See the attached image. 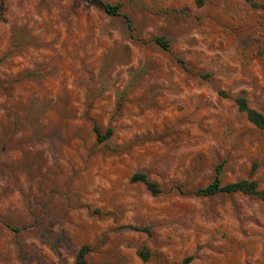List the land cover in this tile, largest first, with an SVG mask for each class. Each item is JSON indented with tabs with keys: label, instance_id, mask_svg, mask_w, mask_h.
Instances as JSON below:
<instances>
[{
	"label": "rangeland",
	"instance_id": "374dc122",
	"mask_svg": "<svg viewBox=\"0 0 264 264\" xmlns=\"http://www.w3.org/2000/svg\"><path fill=\"white\" fill-rule=\"evenodd\" d=\"M241 96L264 115V0H0V264H264V201L196 194L264 190Z\"/></svg>",
	"mask_w": 264,
	"mask_h": 264
},
{
	"label": "trees",
	"instance_id": "16d2710c",
	"mask_svg": "<svg viewBox=\"0 0 264 264\" xmlns=\"http://www.w3.org/2000/svg\"><path fill=\"white\" fill-rule=\"evenodd\" d=\"M250 1V0H248ZM256 6V3H253ZM103 7L108 14L119 15L120 14V4H111L104 3ZM157 42L163 47H168V42L163 38H157ZM224 94V93H223ZM225 95V94H224ZM236 103L239 111L244 112L247 116V119L254 124L256 127L263 129L264 128V115L250 107L247 98L244 96L238 97ZM93 131L96 134L98 142L106 141L113 134V129L109 127L105 133H102L98 125H94ZM222 165L217 166L215 178L205 187H201L196 191V194L199 196H213L218 193H236L240 192L247 195L257 196L258 198L264 201V190L259 189L258 183L253 179H242L236 182H231L223 184L221 181ZM132 181L144 183L148 189L153 194H158L161 192L160 184L151 181L146 174L136 173L132 176ZM90 251L88 247H83L78 253L77 263H82L85 259L86 254ZM139 256L142 260L147 261L149 259V251L142 250L139 252Z\"/></svg>",
	"mask_w": 264,
	"mask_h": 264
}]
</instances>
